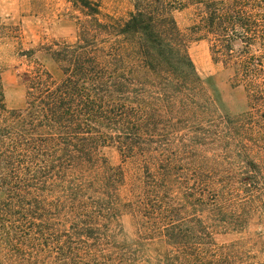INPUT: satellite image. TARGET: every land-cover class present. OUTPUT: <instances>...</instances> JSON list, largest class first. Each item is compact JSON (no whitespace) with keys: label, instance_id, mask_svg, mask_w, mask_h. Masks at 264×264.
I'll list each match as a JSON object with an SVG mask.
<instances>
[{"label":"trees","instance_id":"trees-1","mask_svg":"<svg viewBox=\"0 0 264 264\" xmlns=\"http://www.w3.org/2000/svg\"><path fill=\"white\" fill-rule=\"evenodd\" d=\"M125 1L71 0L75 42L43 47L62 78L34 63L22 109L0 79V264H259L215 237L264 215V0ZM182 11L243 89L237 115L197 74Z\"/></svg>","mask_w":264,"mask_h":264},{"label":"rangeland","instance_id":"rangeland-1","mask_svg":"<svg viewBox=\"0 0 264 264\" xmlns=\"http://www.w3.org/2000/svg\"><path fill=\"white\" fill-rule=\"evenodd\" d=\"M102 14L126 17L131 11L128 1L101 0ZM179 29L188 40V55L202 80L212 78V83L221 101L231 116L244 108L245 94L242 88L231 89L227 75L219 65L211 61L209 43L196 40L188 28L192 23L190 11L175 13ZM83 18L71 0H0V79L7 109H22L25 104V85L22 74L32 70L33 64L42 66L55 81L62 74L43 47L53 44L73 43L77 36V20ZM110 165H121L120 156L114 147L102 151ZM127 171L129 165H124ZM128 237L133 236L129 217L121 220ZM217 244L243 243L249 250L248 262L264 263V215L262 210L252 216L242 232L219 234Z\"/></svg>","mask_w":264,"mask_h":264}]
</instances>
